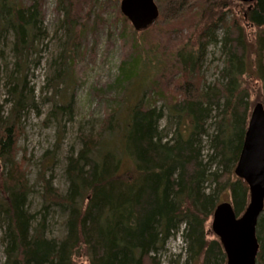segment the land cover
<instances>
[{
  "label": "trees",
  "instance_id": "trees-1",
  "mask_svg": "<svg viewBox=\"0 0 264 264\" xmlns=\"http://www.w3.org/2000/svg\"><path fill=\"white\" fill-rule=\"evenodd\" d=\"M192 1L204 18L207 12L200 9L206 1ZM213 1L216 11L225 6ZM89 2L57 1L63 17L59 27L65 31L70 48L81 43L86 18L79 14ZM154 3L158 19L148 30L135 33L150 32L164 20L169 30L166 35L165 28L153 34L156 39L163 35L170 38L179 34L176 28L180 24L200 14L192 15L189 9L185 12L182 0ZM166 5L168 15L162 20L160 10ZM245 6L242 19L255 29L253 37L234 20L231 25L223 23L224 14L198 34L195 47L199 52L205 46H222L227 59L220 81L206 86L199 76L198 53L193 49L180 51L177 58L184 83L176 89L181 100L160 109L138 102L122 123L119 146L106 140L116 131L113 116L97 133L80 135L81 148L65 165L66 194L44 182L42 208L31 214V188L26 171L16 159V143L22 131L20 118L33 98L26 89L24 64L28 52L35 49L34 42L41 38L44 12L39 0L26 5L21 0H0V39L6 33L13 35V53L20 70L10 76L13 86L8 93L11 107L7 114L0 106V224L5 228L0 240L4 264H76L80 257L89 264H159L156 255L168 240L179 235L186 255L183 264H226L222 244L207 226L225 199L229 198L237 218L247 208L248 186L233 172L251 109L256 105L252 106V89L245 77L255 83L253 89L256 85L264 93V0ZM219 26L225 34L220 41L214 35ZM131 62L129 72L120 68L121 83L137 77L138 67L144 63L142 57ZM260 103L264 106V100ZM64 108L55 106L53 111L62 113ZM213 119L215 131L211 133L208 122ZM53 210L64 216V234L59 238L47 235ZM256 229V264H264V217Z\"/></svg>",
  "mask_w": 264,
  "mask_h": 264
},
{
  "label": "rangeland",
  "instance_id": "rangeland-1",
  "mask_svg": "<svg viewBox=\"0 0 264 264\" xmlns=\"http://www.w3.org/2000/svg\"><path fill=\"white\" fill-rule=\"evenodd\" d=\"M21 1L24 5L31 2ZM57 1L39 0L44 12L42 35L34 42L35 49L28 52L24 64L26 89L33 98L19 121L22 131L16 143V159L26 171V180L31 188L28 198L31 214L42 208L44 182H50L54 189L66 194L68 183L64 177L65 165L67 158L75 156L81 148L80 135L97 133L102 124L113 116L112 120L117 121L116 131L110 138L107 136L106 140L119 146L122 123L126 120L128 111L138 102L160 109L181 100L179 89H176L178 84L184 83L182 66L177 58L180 51L193 49L196 55L198 53L199 76L206 86L220 81L219 74L227 59L221 44L205 46L202 52L195 47L198 34L209 26V22L218 21L220 14H224L221 15L223 23L231 25L234 20L247 36L253 37L256 34L255 29L242 19L247 4H240L236 0H218L225 4L218 11L214 9L215 1L205 0V6L200 9L207 12L206 15L203 13L204 18L201 17V12H197L199 10L195 7V1L191 0V3L189 0H182L186 3L183 8L185 12L189 9L192 15L200 14L189 17L186 24H180L176 28L179 34H172L170 38L165 37L169 30L163 25V17L168 15L167 5L160 10L163 21L160 20L152 31L137 34L120 13L121 0H90L88 4H83L79 14L81 18H86L85 26H82L85 32L80 45L76 43L78 46L74 49L69 47L65 31L59 27L63 17L58 12ZM212 13L215 14L212 16ZM207 14L210 16L207 17ZM222 26L214 34L218 41L225 35ZM163 28L165 35L161 36L162 39H156L153 33ZM12 39L13 35L7 33L0 39V106L4 114L11 107L10 102H7L10 99V87L13 86L10 84V76H15L16 70H19ZM72 50L75 54L71 53ZM135 57H142L144 61L138 67L139 74L130 81L121 83L120 68L129 72L131 60ZM150 59L151 63L148 61ZM244 81L252 89V106L262 102L263 91L256 85L253 89L255 83L247 77ZM55 106H65L64 111L56 114L53 111ZM167 121V118L164 119L160 126L165 127ZM213 123L214 119L208 122L211 133L215 131ZM204 151L205 154L208 153L207 148ZM225 200L228 202L229 198ZM261 216L264 217V212ZM63 220V214L57 210L52 211L47 222L48 237L59 238L64 234L61 226ZM207 228L213 235L211 220ZM4 230L0 224V237ZM182 248L180 236L172 237L156 255L159 264H183L186 255ZM4 261L0 240V264H4ZM76 264L89 262L85 257H80Z\"/></svg>",
  "mask_w": 264,
  "mask_h": 264
},
{
  "label": "water",
  "instance_id": "water-1",
  "mask_svg": "<svg viewBox=\"0 0 264 264\" xmlns=\"http://www.w3.org/2000/svg\"><path fill=\"white\" fill-rule=\"evenodd\" d=\"M253 4L256 0H236ZM120 13L140 32L151 26L159 17L154 0H121ZM234 168L249 191V202L237 218L228 202L217 205L211 217V231L222 244L226 264H256L259 242L257 225L264 211V106H253L244 134V140Z\"/></svg>",
  "mask_w": 264,
  "mask_h": 264
},
{
  "label": "bare ground",
  "instance_id": "bare-ground-1",
  "mask_svg": "<svg viewBox=\"0 0 264 264\" xmlns=\"http://www.w3.org/2000/svg\"><path fill=\"white\" fill-rule=\"evenodd\" d=\"M254 4V3H253ZM247 5H251V4H247ZM246 74V73H245ZM242 77V76H241ZM171 132V131H170ZM169 136V135H168ZM206 180V179H205ZM180 236V235H179ZM217 238V237H216ZM218 239V238H217ZM220 242V241H219ZM259 244V243H258ZM184 247V246H183ZM158 256V255H157Z\"/></svg>",
  "mask_w": 264,
  "mask_h": 264
}]
</instances>
